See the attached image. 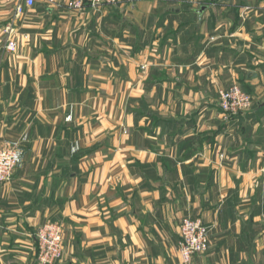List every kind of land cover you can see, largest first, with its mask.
I'll list each match as a JSON object with an SVG mask.
<instances>
[{"label": "crops", "instance_id": "crops-1", "mask_svg": "<svg viewBox=\"0 0 264 264\" xmlns=\"http://www.w3.org/2000/svg\"><path fill=\"white\" fill-rule=\"evenodd\" d=\"M72 1L0 0V264H35L47 222L55 264H185L184 218L211 229L189 264H264V0Z\"/></svg>", "mask_w": 264, "mask_h": 264}, {"label": "built area", "instance_id": "built-area-1", "mask_svg": "<svg viewBox=\"0 0 264 264\" xmlns=\"http://www.w3.org/2000/svg\"><path fill=\"white\" fill-rule=\"evenodd\" d=\"M12 5L16 16L24 9L33 8L38 1L46 4L56 3L57 0H3ZM87 0H74L69 3L71 8L79 9ZM92 3L116 5L118 0H90ZM245 7V10H248ZM16 43L10 41L6 49L15 51ZM219 107L228 116H238L252 109V100L244 95L240 88L233 85L218 93ZM19 152L16 147L0 149V186L9 182L17 165ZM219 157L222 158L220 155ZM210 227L201 219L184 218L179 225L178 251L183 263L189 264L192 257L203 254L208 250ZM35 240V264H55L60 261L63 250V229L57 223L47 222L36 229L33 234Z\"/></svg>", "mask_w": 264, "mask_h": 264}, {"label": "rangeland", "instance_id": "rangeland-1", "mask_svg": "<svg viewBox=\"0 0 264 264\" xmlns=\"http://www.w3.org/2000/svg\"><path fill=\"white\" fill-rule=\"evenodd\" d=\"M145 1H149V0H145ZM151 1H155V0H151ZM20 45H18L17 43H16V48H15V51H13V52H10V51H8L7 49H6V51L7 52H9L10 54H15L17 51H18V49L20 48L19 47ZM5 48H6V46H5ZM141 68H143V67H141ZM236 86H238V85H236ZM239 87V86H238ZM240 88V87H239ZM240 90H241V92L244 94V95H246V96H248L251 100H252V105H253V103H254V100H253V98L251 97V95H249L247 92H245L242 88H240ZM218 105H219V100H218ZM220 108V107H219ZM221 110V109H220ZM223 113V112H222ZM224 114V113H223ZM225 115V114H224ZM226 116H228V115H226ZM62 227V226H61ZM62 254H63V250H62ZM62 258V257H61ZM61 260V259H60Z\"/></svg>", "mask_w": 264, "mask_h": 264}, {"label": "water", "instance_id": "water-1", "mask_svg": "<svg viewBox=\"0 0 264 264\" xmlns=\"http://www.w3.org/2000/svg\"><path fill=\"white\" fill-rule=\"evenodd\" d=\"M261 106H264V101H263V103H261Z\"/></svg>", "mask_w": 264, "mask_h": 264}, {"label": "trees", "instance_id": "trees-1", "mask_svg": "<svg viewBox=\"0 0 264 264\" xmlns=\"http://www.w3.org/2000/svg\"><path fill=\"white\" fill-rule=\"evenodd\" d=\"M253 107V106H252Z\"/></svg>", "mask_w": 264, "mask_h": 264}]
</instances>
